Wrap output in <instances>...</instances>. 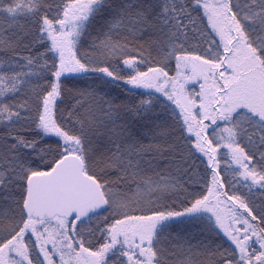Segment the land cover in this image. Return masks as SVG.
Returning <instances> with one entry per match:
<instances>
[{
	"label": "snow or ice",
	"instance_id": "1",
	"mask_svg": "<svg viewBox=\"0 0 264 264\" xmlns=\"http://www.w3.org/2000/svg\"><path fill=\"white\" fill-rule=\"evenodd\" d=\"M0 264H264V0H0Z\"/></svg>",
	"mask_w": 264,
	"mask_h": 264
}]
</instances>
